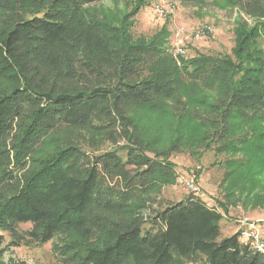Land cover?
<instances>
[{"label": "trees", "instance_id": "16d2710c", "mask_svg": "<svg viewBox=\"0 0 264 264\" xmlns=\"http://www.w3.org/2000/svg\"><path fill=\"white\" fill-rule=\"evenodd\" d=\"M101 1L0 0V264H28L3 256L56 238L59 264H264L220 226L233 185L260 186L264 207V0H223L253 21L237 22L230 55L178 60L165 29L130 34L146 0L117 23ZM141 111L188 122L197 146L234 157L217 205L189 194L152 210L178 178L180 143L156 148Z\"/></svg>", "mask_w": 264, "mask_h": 264}, {"label": "rangeland", "instance_id": "374dc122", "mask_svg": "<svg viewBox=\"0 0 264 264\" xmlns=\"http://www.w3.org/2000/svg\"><path fill=\"white\" fill-rule=\"evenodd\" d=\"M137 0H102L94 4L99 12L114 23L128 14ZM147 5L142 7L132 19L130 34L134 39H149L165 29L168 33V44L171 52L174 36L177 31L182 32L184 38V56L181 58H192L196 55H230L234 48V30L239 21L246 22L249 26L253 21L238 12L237 8L224 6L223 0H204L198 6H184L179 0H146ZM162 5L172 11L166 18H159L154 11L156 5ZM209 30L199 38L195 34L203 29ZM178 60V59H176ZM179 64V63H178ZM135 120L143 127L147 138L154 141L156 148L165 149L172 142L179 140V152L170 156V161L175 164L178 178L172 184L165 185L157 198L152 210H158L168 203L178 202L189 195V191L183 186V179L190 177L199 188L200 197L210 205H217L223 199L225 185L229 186L232 178L224 183L225 174L229 171L228 162L234 157L225 153H217L214 147L205 149L197 146L199 131H193V126L178 118H172L168 113L162 115L146 111L134 115ZM109 145L102 151L110 150ZM238 156V155H236ZM256 179V177H255ZM234 181V180H233ZM242 189H241V188ZM233 185L228 192L234 191L231 198L235 205L229 206L220 222L222 238L232 236L238 228V222L248 218L257 225L261 238L264 237V207H259L256 196L261 195L260 186L251 191ZM236 222V223H235ZM20 230L26 231L31 228L29 224L20 225ZM234 227V228H233ZM4 237L3 246L10 241L6 233L0 232ZM264 239V238H263ZM59 243V239L42 246L20 245L10 248L3 256L7 262L10 259L24 261L28 264H59L53 247Z\"/></svg>", "mask_w": 264, "mask_h": 264}, {"label": "built area", "instance_id": "2783aa9c", "mask_svg": "<svg viewBox=\"0 0 264 264\" xmlns=\"http://www.w3.org/2000/svg\"><path fill=\"white\" fill-rule=\"evenodd\" d=\"M154 11L159 18H166L172 14V11L170 9L159 4L154 7ZM208 30L209 28H206L197 32L195 34V38L203 36ZM183 42L184 38H182V32L177 31L174 36L172 47L170 48L172 49L171 54L175 59L184 56L185 50L183 48ZM182 183L184 188L188 190L190 194L200 197L199 188L192 178H184ZM238 225L240 227L238 231L239 239L242 242L247 243L253 250L264 255V239L261 238L257 225L254 222H251L248 218H243L242 220H240L238 222Z\"/></svg>", "mask_w": 264, "mask_h": 264}, {"label": "crops", "instance_id": "0c3cea01", "mask_svg": "<svg viewBox=\"0 0 264 264\" xmlns=\"http://www.w3.org/2000/svg\"><path fill=\"white\" fill-rule=\"evenodd\" d=\"M236 223V222H235ZM238 225V224H237ZM234 228V227H233ZM238 228L240 229L239 225H238ZM239 229H234L235 231L233 233H236L239 231ZM264 238V237H263Z\"/></svg>", "mask_w": 264, "mask_h": 264}]
</instances>
